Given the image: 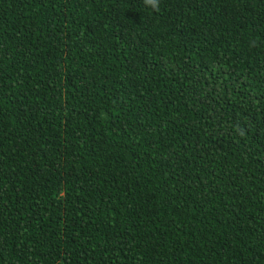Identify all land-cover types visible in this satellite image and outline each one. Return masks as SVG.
Instances as JSON below:
<instances>
[{"label": "trees", "instance_id": "1", "mask_svg": "<svg viewBox=\"0 0 264 264\" xmlns=\"http://www.w3.org/2000/svg\"><path fill=\"white\" fill-rule=\"evenodd\" d=\"M0 264H264V0H0Z\"/></svg>", "mask_w": 264, "mask_h": 264}, {"label": "clouds", "instance_id": "2", "mask_svg": "<svg viewBox=\"0 0 264 264\" xmlns=\"http://www.w3.org/2000/svg\"><path fill=\"white\" fill-rule=\"evenodd\" d=\"M143 2L147 7L151 8L155 13L160 11L163 0H143Z\"/></svg>", "mask_w": 264, "mask_h": 264}]
</instances>
